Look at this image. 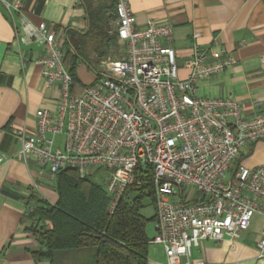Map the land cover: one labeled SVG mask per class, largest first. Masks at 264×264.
Masks as SVG:
<instances>
[{"label": "built area", "instance_id": "obj_1", "mask_svg": "<svg viewBox=\"0 0 264 264\" xmlns=\"http://www.w3.org/2000/svg\"><path fill=\"white\" fill-rule=\"evenodd\" d=\"M112 1L122 56L102 61V77L75 94L72 87L79 85L64 67L55 32L30 22L20 1L0 0L15 39L39 47L35 63L45 87L58 90L53 110L35 112L34 132L15 133L18 158L32 161L38 180L51 187L66 169L81 179H101L109 214L129 189L142 187L149 172L155 206L149 244L163 249L166 264L182 258L190 264L192 249L202 241L240 239L254 218L260 220L256 248L263 257L264 165L234 163L247 147L264 141V111L245 117L233 96H202L197 87L235 58L195 44L180 66L169 25L149 20L138 28L128 0Z\"/></svg>", "mask_w": 264, "mask_h": 264}, {"label": "crops", "instance_id": "obj_2", "mask_svg": "<svg viewBox=\"0 0 264 264\" xmlns=\"http://www.w3.org/2000/svg\"><path fill=\"white\" fill-rule=\"evenodd\" d=\"M23 4L27 19L45 23L62 45L68 29L83 31L85 13L79 0H11ZM142 28L146 21L172 28V47L181 66L195 44L232 55L235 63L222 74L197 85L207 97L233 96L245 117L264 111V0H128ZM194 33H199L197 40ZM11 21L0 5V264H49L36 261L31 252L40 248L36 238L24 230L22 222L32 195L49 203L57 200L54 187L37 178L32 161L18 158L19 141L15 133L34 132L35 112L53 110L57 88L47 89L40 76L41 56L37 46L25 47L15 39ZM249 169L264 165V141L256 142L237 158ZM260 221V220H259ZM259 233L250 230L240 239L220 242L202 241L191 251L190 264H264L256 241ZM151 240V239H150ZM87 251L55 253L53 264H82ZM163 249L148 246V264H166ZM187 259L182 258L180 264Z\"/></svg>", "mask_w": 264, "mask_h": 264}, {"label": "trees", "instance_id": "obj_3", "mask_svg": "<svg viewBox=\"0 0 264 264\" xmlns=\"http://www.w3.org/2000/svg\"><path fill=\"white\" fill-rule=\"evenodd\" d=\"M85 13V29H68L63 33L64 67L79 87L76 78L81 63L102 77L100 64L110 52L119 48L115 3L112 0H79ZM89 51L95 56L89 57ZM93 61V62H91ZM95 81V80H94ZM239 165V160L234 163ZM58 197L54 204L38 195L29 199L30 207L22 220L24 230L31 233L40 248L31 252L36 261L53 264L59 251H87L82 264H148L150 239L146 235L148 222L155 221V206L151 174L144 176L142 187L129 189L113 214L108 213L109 198L101 186L81 179L75 169L59 171L54 187ZM150 199L154 215L146 219L141 213L142 202Z\"/></svg>", "mask_w": 264, "mask_h": 264}, {"label": "rangeland", "instance_id": "obj_4", "mask_svg": "<svg viewBox=\"0 0 264 264\" xmlns=\"http://www.w3.org/2000/svg\"><path fill=\"white\" fill-rule=\"evenodd\" d=\"M115 27V23L113 24ZM122 51H123V45L120 44L119 42V48H117V50H113L110 51L103 59L102 61L106 60L107 58L114 60V59H119L122 56ZM89 57L91 58V60H94V55L89 51ZM101 61V63H102ZM93 62V61H91ZM101 65V64H100ZM101 69V67H100ZM76 78L77 81L79 82L80 85L82 86H89L91 85L94 80H95V75L93 74L92 71H90L86 65L84 64H80L77 67L76 70ZM93 182H95L97 185H101L103 186V181L99 178H95V180H93ZM140 213L146 218V219H151L152 216L154 215V206L151 203V200L146 198L143 200L142 202V208L140 210ZM261 230L260 227V221L258 218H254L252 226L250 231L253 233H259V231ZM146 235L149 239H153V237L155 236V224L154 221H150L148 222L147 226H146Z\"/></svg>", "mask_w": 264, "mask_h": 264}]
</instances>
